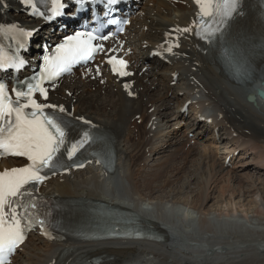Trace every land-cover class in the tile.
<instances>
[{
	"label": "bare ground",
	"instance_id": "obj_1",
	"mask_svg": "<svg viewBox=\"0 0 264 264\" xmlns=\"http://www.w3.org/2000/svg\"><path fill=\"white\" fill-rule=\"evenodd\" d=\"M0 4L14 11L19 9L17 0H0ZM193 14V6L186 0H146L132 18L131 27L134 30L126 36L125 43L139 55L146 57L161 46L167 49L180 44L178 50L169 54L177 64L157 73L156 80H150L140 74L139 69L129 65L125 69L136 73L127 78L109 76L103 70L97 72L96 68L83 70L76 75L78 78L70 77V83L54 90L47 100L100 128L110 130L114 138L116 163L113 173L104 172L93 163L82 170H70L47 182L40 192L57 202L64 199L82 203L100 201L125 209L163 235L162 240L155 241L75 243L73 245L79 249L77 253L106 254L104 264H264V199L258 200L257 192L252 195L251 190L245 191L243 200L239 198L235 202L232 192L230 200L233 201H228L230 205L228 202L217 205L218 211L205 210L211 195L209 192L198 203L194 200L188 203V200L179 197L184 188L191 187L192 182L186 187L182 184L176 187L169 185L171 190L166 195H155L168 187V184L164 187V182L159 180L171 167L173 154L163 156V162L158 163L151 178L139 179L144 170L158 160V155L173 146L180 149L179 159L184 152L191 155L195 149L203 155L205 151L209 152L208 147L189 141L186 133L175 131L165 121L162 126L168 128V133L163 143L154 145L153 159L148 155L144 160H150L149 166L137 164L139 157L144 156L153 145L160 124L158 118L162 122L166 118L161 113L163 102L169 95L175 97L181 92L178 88L183 81L185 83L182 84H187L192 91L190 93L203 100L209 116L217 118L222 127L219 137L224 142L218 144L219 151L216 148L212 151L217 159L211 164L214 176L205 182L206 190L223 178V174L230 176L233 185L237 183L236 176L228 172L264 171V98L258 94L259 91L264 92V85H261L264 82V57L258 60V54H255L251 58L255 74L246 87L224 79L220 67L201 60L196 45L191 41V33L184 31L185 28L190 29ZM14 17L22 20L19 15ZM27 26L33 28L34 25ZM177 72L180 83L171 86V75ZM157 89L162 92L161 95H155ZM105 98H108L107 105L102 101ZM108 105L114 110L113 114L105 113ZM95 108L100 111L97 113ZM233 152L250 153L252 158L244 161L240 158L241 163L228 169L224 160ZM186 162L187 159L183 166ZM11 164L8 160L2 161L0 169ZM200 167H203L204 173L208 170L207 163ZM196 169L200 171L199 166ZM193 174L196 175V170ZM187 179L191 178L188 176ZM214 189L215 186L211 191ZM223 205L228 211L220 210ZM229 206H233L232 212H229ZM254 206L256 210L252 208ZM63 245V241L44 239L39 246L31 236L19 257L24 264H49ZM13 263L17 264V259Z\"/></svg>",
	"mask_w": 264,
	"mask_h": 264
},
{
	"label": "snow or ice",
	"instance_id": "obj_2",
	"mask_svg": "<svg viewBox=\"0 0 264 264\" xmlns=\"http://www.w3.org/2000/svg\"><path fill=\"white\" fill-rule=\"evenodd\" d=\"M114 2L115 0H109V3ZM197 3L201 4L202 11H207L210 0L203 3L202 0H197ZM239 4L240 0H222L216 7L218 10L222 9V16L227 19L238 9ZM184 31L187 32L188 29L185 28ZM101 38L106 40L108 37ZM96 39L92 32H78L75 36L68 37L65 43L57 47L55 56L46 58L49 67L44 73L34 77V81L28 83L25 89H12L15 101L7 94L6 85L0 83V155L26 157L31 162L26 167L0 172V264H7L6 257L24 241L26 231L32 226V214L29 210L35 209L37 204L32 199V191L28 186L44 181L46 177L41 173V169L60 165L63 157L61 149L66 144V123L62 118L45 112L46 108H58L60 113H64L65 108L37 102L34 95L38 92L47 100L48 90L42 86L45 80L69 72L73 64L90 60L95 52L104 51L102 45L92 43ZM24 63L19 60L17 67ZM108 63L113 65V71L119 75H128L124 71L127 67L126 61L112 56ZM0 67H3V63H0ZM27 109L30 111H26ZM89 138V134L85 132L82 138L72 143L71 147L66 149L67 159L72 160L79 149L88 143ZM75 166L84 165L80 163ZM39 223L43 226L44 221Z\"/></svg>",
	"mask_w": 264,
	"mask_h": 264
},
{
	"label": "rangeland",
	"instance_id": "obj_3",
	"mask_svg": "<svg viewBox=\"0 0 264 264\" xmlns=\"http://www.w3.org/2000/svg\"><path fill=\"white\" fill-rule=\"evenodd\" d=\"M161 93L162 92L159 89L155 90V95L158 96V95H161ZM102 101L106 102V101H108V98H105ZM105 102H104V104H105ZM95 103H97V102H94V104ZM98 104L100 105V102H98ZM98 104H97V106H98ZM106 105H107V102H106ZM95 110L97 113H98V111H100L99 108L98 109L95 108ZM105 111H106L105 113H107V114L108 113H112V114L114 113V110L111 109L110 105H108L106 107ZM137 124L139 125L140 123L138 122ZM172 140H174V139H172ZM189 141H191V140H189ZM136 142L137 141H135V143ZM201 147H208L209 152L205 151V155H203V154H201V151H197L195 149V151L191 155H190V153L188 154V152H184L181 159L178 158L180 149H177L175 146H173L172 149H167L166 150L167 152L161 154L159 156L158 160H155V162L151 165L150 168L144 170L141 178H139L140 181H142L144 179L151 178V175L154 174L156 172V169L158 168V166H157V165H159L158 163H160L162 160H164L163 159L164 155L168 154L166 156H170V154H173V159L171 160L172 162L170 161L171 164H169L171 167H169L168 169L165 170L166 178H164L165 177V174H164V177H163L164 179L162 178V180L161 179L159 180L161 183L164 182L163 183L164 187H166L167 184H168V187L165 188L162 192H160L161 194L157 193L155 195H163V194L166 195L171 190V188H169V185H170V187H173V186L176 187V186H182V185H184V187H186L185 185L189 186L190 182H192L191 187L187 188V189L184 188V190H183L184 192L182 191L183 193L179 197H181V199H183V200L186 199L185 201L188 200L187 201L188 203H190L192 200H194L196 203H198V200L200 201V199H202V196L204 195L203 197H205L207 195V193L209 192L212 196L210 195V199L208 200V202L205 205V207H206L205 210L207 209L209 211H218L219 208H217V205H220L221 203L226 204L228 201H233V200H230L232 198V194H231L232 192L234 194L233 198H232V199H235L234 202L238 201L239 198H241L243 200V198H244L243 193L245 191H248V190L252 191V195H254L257 192V195L259 196V198H257L258 200L261 198L264 199V171L256 172L252 169L247 170V171L246 170L238 171V174L228 172L229 174L236 176V182L237 183H235L234 185H233V183H230V179H231L230 176L228 174H223L222 175L223 178L219 179L218 181H215L214 182L215 184L210 186L211 188L209 190L208 189L206 190V187L204 186V184L207 180L211 179L212 176H214V170H213L211 164H212V162H214V160L217 159V156H213V154H212V151L214 148L213 144L210 146L209 143H206V144L202 145ZM183 148H185V147H183ZM173 150H175V151L173 153H170ZM145 156L146 155H144V156L141 155L139 157V159L141 158V160L140 161H139V159L137 160V164L139 166L144 164ZM186 159H187V162H186L187 165L185 164V166H183V163L186 161ZM205 163H207V169H208V170H206L207 173L202 172L203 167L202 168L200 167V166H203V164H205ZM197 166H199V170H200L199 172H197V169H196ZM204 167H206V166H204ZM195 170H196V175L194 176L193 173H195ZM191 175L194 177H192ZM188 176L191 179H187ZM212 181H213V179H212ZM209 184H210V182H209ZM213 186H215V189L213 191H211ZM231 186L233 188H231ZM243 189H244V191H243ZM222 192H224V193H222ZM145 193H147V192H145ZM221 199H223V200H221ZM228 204L230 205V202H228ZM225 208H226L225 205H223L222 207H220V210L225 211L224 210ZM229 208H231L229 210V212H232L233 206H231V207L229 206ZM252 208H255V210H256V206H254ZM251 209H250V211H254V209L253 210H251ZM226 211H228V210H226ZM33 239H35V241L37 242V244L39 246L42 245V242L38 238L33 237ZM22 260L23 259L19 258V260L17 261V264H24L22 262Z\"/></svg>",
	"mask_w": 264,
	"mask_h": 264
},
{
	"label": "water",
	"instance_id": "obj_4",
	"mask_svg": "<svg viewBox=\"0 0 264 264\" xmlns=\"http://www.w3.org/2000/svg\"><path fill=\"white\" fill-rule=\"evenodd\" d=\"M258 94H259L261 97H263V98H264V92H262V91H259V92H258Z\"/></svg>",
	"mask_w": 264,
	"mask_h": 264
}]
</instances>
